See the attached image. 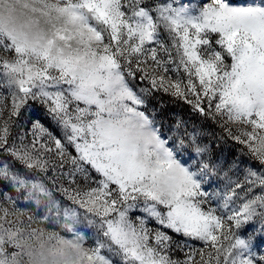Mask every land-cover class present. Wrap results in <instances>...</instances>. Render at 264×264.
Here are the masks:
<instances>
[{"label":"snow or ice","instance_id":"obj_1","mask_svg":"<svg viewBox=\"0 0 264 264\" xmlns=\"http://www.w3.org/2000/svg\"><path fill=\"white\" fill-rule=\"evenodd\" d=\"M0 188V264H264V0H0Z\"/></svg>","mask_w":264,"mask_h":264},{"label":"rangeland","instance_id":"obj_2","mask_svg":"<svg viewBox=\"0 0 264 264\" xmlns=\"http://www.w3.org/2000/svg\"><path fill=\"white\" fill-rule=\"evenodd\" d=\"M33 108L35 109V111L31 115V119L35 120L36 118L39 117L41 121L45 123L46 126H48V120L45 116L43 109H41L39 105H33ZM27 118H28V114L26 113L24 119H27ZM24 119L21 120L22 124L24 123ZM203 125L204 126L201 127L199 132L207 136V139L203 141L204 143H207L210 140L209 138H211V141H213V146L217 150V154L221 155L222 159L226 158L229 161H232V160L239 158L240 146L235 145L230 140H227V137L224 136V133L222 132V130L217 125L212 124L211 121H207L208 130L206 133H205V128H206L205 123ZM28 127L30 128L31 125L29 124ZM221 137H224V138L221 139ZM252 163L255 164V162H252ZM3 191H6V190L0 188V193H2ZM8 194L11 195L13 199H16L18 201L17 206L21 210L29 211V209L25 207V205L27 204V201H25L23 196H20L19 193L16 191L9 192ZM0 198H2V195H0Z\"/></svg>","mask_w":264,"mask_h":264},{"label":"trees","instance_id":"obj_3","mask_svg":"<svg viewBox=\"0 0 264 264\" xmlns=\"http://www.w3.org/2000/svg\"><path fill=\"white\" fill-rule=\"evenodd\" d=\"M153 103L155 104L156 111L159 113L157 116L158 121H162L165 126L174 125L177 119L183 120L187 123L188 130L191 131L193 127L199 132L205 123V133L208 130L207 121H205L198 114L193 113L191 107L183 101L175 99L171 96L164 94H157ZM167 130V127L165 128ZM183 130V129H182ZM172 135L171 132L168 133ZM211 140V138H209Z\"/></svg>","mask_w":264,"mask_h":264}]
</instances>
